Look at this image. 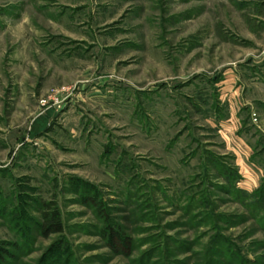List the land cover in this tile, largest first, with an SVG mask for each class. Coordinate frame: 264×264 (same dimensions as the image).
<instances>
[{
  "label": "rangeland",
  "instance_id": "rangeland-1",
  "mask_svg": "<svg viewBox=\"0 0 264 264\" xmlns=\"http://www.w3.org/2000/svg\"><path fill=\"white\" fill-rule=\"evenodd\" d=\"M37 119L47 120L33 133ZM263 150L264 0H0V241L11 264H197L218 235L264 264L246 198ZM232 169L234 189L221 173ZM79 184L133 238L130 257L104 245ZM195 192L202 204L188 216ZM48 202L64 230L42 238ZM207 214H220L216 229Z\"/></svg>",
  "mask_w": 264,
  "mask_h": 264
},
{
  "label": "trees",
  "instance_id": "trees-1",
  "mask_svg": "<svg viewBox=\"0 0 264 264\" xmlns=\"http://www.w3.org/2000/svg\"><path fill=\"white\" fill-rule=\"evenodd\" d=\"M213 99V98H212ZM202 102H205V97L201 98ZM191 109L198 110L200 105L192 98L188 100ZM208 109L214 110L216 112L218 119L222 117L221 109L218 107L219 103L217 100H213L210 104L206 105ZM246 119V118H245ZM245 124V123H244ZM49 129V128H48ZM264 151V150H263ZM262 151V152H263ZM217 170L223 169V166L216 165ZM204 169H207L204 168ZM223 177L227 178V183L231 186L233 180H237L236 171L232 169L231 175L225 174V171H221ZM232 177V179H230ZM203 184V182H201ZM200 185V183H199ZM231 186V187H232ZM82 187L83 190L78 189ZM234 189V187H232ZM195 189V188H194ZM73 193L81 194V203L86 206L93 208L94 213L97 218L103 223L102 228L99 231V237L103 241L104 245L107 249L115 256L122 257H130L132 252L135 249V242L133 238L120 226H117L113 223L110 215L108 213L107 207L103 202L101 195L97 192L93 185L82 184L78 185L77 188L73 189ZM228 191V190H227ZM237 191V192H236ZM239 190L235 189L236 194L239 193L243 195ZM202 193V191H199ZM202 196V195H201ZM199 193L195 192L189 196H186L185 200L187 205L184 208V212L186 215H190L191 206L196 201V203H200ZM198 198V199H197ZM202 200V197H200ZM249 199V205L247 211H249L250 216L264 229V177L262 179L260 187L255 190L252 194L247 195ZM206 201H203V203ZM207 204H209L207 202ZM212 207V206H211ZM42 214H41V223L38 227V233L42 238H47L52 234H61L63 233L64 226L62 224L61 214L54 202H48L42 206ZM206 220L210 222L214 229H216V223L219 220L222 221L220 214H207ZM194 216L190 219L191 221L194 219ZM190 220H188L190 222ZM203 223V220H202ZM64 245V243H62ZM149 256H144V258H140L138 263L145 264L148 262ZM11 260H14V255L9 249V245L7 242L0 241V264H11ZM261 264L260 261L254 259L250 260L245 255L241 253V249L235 246L231 241L225 238H221V236H215L211 240L210 244L204 249V255L200 262L197 264Z\"/></svg>",
  "mask_w": 264,
  "mask_h": 264
},
{
  "label": "crops",
  "instance_id": "crops-1",
  "mask_svg": "<svg viewBox=\"0 0 264 264\" xmlns=\"http://www.w3.org/2000/svg\"><path fill=\"white\" fill-rule=\"evenodd\" d=\"M46 120H47V119H46ZM46 120H45V121H46ZM45 121L42 120V119H37V120L35 121V123H34L35 131H33V133H36V132H38V131H41V128H40V130H39V127H40L41 125L44 126ZM42 122H43V123H42Z\"/></svg>",
  "mask_w": 264,
  "mask_h": 264
},
{
  "label": "built area",
  "instance_id": "built-area-1",
  "mask_svg": "<svg viewBox=\"0 0 264 264\" xmlns=\"http://www.w3.org/2000/svg\"><path fill=\"white\" fill-rule=\"evenodd\" d=\"M46 104V101H42L41 105L44 106Z\"/></svg>",
  "mask_w": 264,
  "mask_h": 264
}]
</instances>
